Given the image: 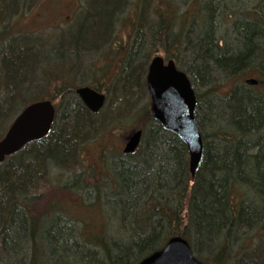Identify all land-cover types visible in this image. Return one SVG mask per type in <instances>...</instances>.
I'll list each match as a JSON object with an SVG mask.
<instances>
[{"label": "trees", "instance_id": "obj_1", "mask_svg": "<svg viewBox=\"0 0 264 264\" xmlns=\"http://www.w3.org/2000/svg\"><path fill=\"white\" fill-rule=\"evenodd\" d=\"M212 2L207 1V10L198 5L202 15L195 20H200V28L193 37L184 38V29L175 15L166 13L171 6H175L173 1H169L165 13L159 15L154 36L156 43L166 46L169 51L175 50L168 53V58L177 60L190 75L195 87L198 81L210 85L206 81L208 75L223 80L237 79L221 96L217 112L211 111L206 117L203 110L208 103L204 105L203 94L196 88L199 98L197 121L205 140L204 158L196 175L192 176L189 170L186 144L155 121L149 110H143L150 122L135 161L131 165L122 162L116 167L117 161L124 160L123 155L117 154L114 169L108 167L107 171L97 173L98 165L94 168L95 175L106 174V181H114L110 186L120 184L112 192L115 198L112 214H105V205L111 203L110 187L106 190L110 195L108 200L103 197L106 204L99 199L100 191L89 205L85 204L87 212L93 215L95 213L90 207L99 204L104 215L97 219L100 229L87 239L80 241L77 238L78 241H75L71 227L66 224L52 225L47 233L51 234L53 247L64 252L71 251L58 257L49 255L43 244L46 238L41 235L44 232L41 223L45 215H33V223H28L22 213L28 215L31 212L38 183L44 180L43 173L46 175L47 170L49 172L52 160L63 164L64 170L81 165L89 134L94 133L97 124L90 120L89 109L77 96L78 87L70 85L71 74L66 73L64 77L61 71L62 75H59L56 64L63 61L72 63L71 60L80 56L83 50H91L105 39L110 30L111 12L104 8L113 9L121 0H102L98 3L95 8L100 11L87 19L85 32L78 37L72 35L71 43L64 48L54 45L57 43H48V48L44 49L43 44L31 35L13 34L8 28L10 19L3 27L0 25L1 77L6 87L15 88V93L10 91L8 94L18 98L10 111H4L7 108L5 99L0 103V140L9 128V122L4 126L5 120L15 119L16 105L21 104L24 109L45 98L55 101L57 95L62 100L57 106L58 117L51 134L42 141L28 144L0 164V264H138L161 249L168 239L178 235L190 241L196 257L203 262L264 264V133L257 134L252 147L241 149L252 141L249 132L259 130L260 125L264 127V93L259 92L256 97L244 94L242 82L237 78L253 70L252 61L264 53V18L255 12L249 16L251 12H248L244 19L234 18L230 33H221L214 24V17L218 8L228 4L226 0ZM17 6V0H0V24L1 17ZM104 46L110 50L113 43H105ZM184 52L190 54L186 59ZM40 69V77L33 83V75ZM49 73L50 81L57 80L63 84L54 96L43 95V90H39L44 81H48L46 76ZM125 74L127 78L120 81L116 93L120 102L119 109H114L115 114L129 107L134 92L140 88L137 70L127 69ZM23 87L26 89L20 92ZM92 87L99 88L93 84ZM221 117H226L231 123H225L220 120ZM99 129L96 137L106 135L102 151H108V147L115 148L117 142L112 140L115 132H111L105 124L99 125ZM212 137L220 140L214 143ZM47 152H55L53 157L56 159L48 156L43 163ZM137 152L131 156L137 155ZM101 156L98 159L100 162L107 158L105 154ZM57 157H66V162ZM123 195L127 196L124 198ZM60 205L52 204L55 208L50 220L52 223L59 216L54 217V213L61 212ZM110 223L117 224L114 232L120 230L118 237L113 236L114 232L112 235L108 233ZM27 224H31L32 230L40 232L32 238V245L27 244L30 233ZM79 235H83L82 228ZM94 247L98 248L99 257L92 254ZM27 253L29 257L26 258ZM70 257H74L73 261Z\"/></svg>", "mask_w": 264, "mask_h": 264}, {"label": "rangeland", "instance_id": "obj_2", "mask_svg": "<svg viewBox=\"0 0 264 264\" xmlns=\"http://www.w3.org/2000/svg\"><path fill=\"white\" fill-rule=\"evenodd\" d=\"M124 1L126 2L123 3L125 4L123 13L120 15V19H118V13L117 19L115 20V34L112 36V40L110 41L113 43V47H110V50H108L109 47H102L103 45H101L100 47H94V50L89 49V52H92L89 53L91 54L90 56L81 54V64H79V69L78 71L77 69L73 71L75 73L77 72L76 74L77 77H79V80L77 79L78 81H74L70 84L72 87H79L80 85H84V83H90L97 85L100 90L107 92V103L102 111V114L98 115V120H100V124H105L106 127H110L111 132H115V138L112 140L115 141L114 143H119H116V147L113 149L108 147V152L106 154L107 158H103V163L102 159L101 162L98 159H100L101 155L103 156L104 151L102 150L105 145L103 142L106 135L96 137L98 133L89 134V142L85 147L83 158L81 159V165L71 169L65 168L59 176H57L56 173L61 169L58 167H55L54 169L52 168L47 174V177H45L46 179L38 183L39 188L34 193L35 196L32 199L33 211L36 214L44 212L46 216L49 215V209L53 203L61 204L59 207L61 208L62 213L64 212L70 218L75 217L77 219L78 232H80L82 228L84 239H87L86 237L100 229L101 224L99 225L97 219L102 216L99 204V206L96 205L94 207H90L95 215H93L90 211L87 212V206H85V204L89 205L95 198V195H99V191L101 194L99 199H102L101 203L106 204L103 197L108 200V196L110 195H107L106 190L111 187V203L109 202L107 205L110 210H113L112 205L115 203V198L112 196V192L116 191L120 185L119 184L117 187L110 186L114 181H106V174L95 175L94 168L98 165V167H96L97 173L107 171L108 167L114 169V163L116 162L115 157H117V154L121 156L123 155L122 157L125 159L127 158V161H134L138 157V152L137 155L131 156L124 155L121 151L126 137L134 130L141 128L143 129L144 134L147 132V127L150 121L143 110H149L150 112V97L147 92L145 81L149 62L156 55H162L168 58L170 57V54L168 53L175 51L174 49L169 51L166 46L155 42L154 36L156 35L159 23V15L165 13L166 4L169 1H173L175 6H171L169 11L166 13L175 15L177 21L180 22V27L184 29V31L191 33V35H195L197 30L200 28V20H195V18L202 15L200 12L201 9L207 10L206 3L208 0H135L133 4L131 0ZM212 1L216 3L217 0ZM25 2V4L23 1L19 4V6H17V11L8 21L9 23L7 22L9 24L8 28L13 34H26L33 36L32 38L38 39L41 42V45L43 44L44 49H46L49 46L48 43H57L54 45H58L59 48H64L71 43L72 35L75 37H78V34L82 35L85 32L83 29L87 27V19L92 17L91 15L95 14L99 10L95 7L98 3H101L102 0H29ZM87 3H89L88 9L86 5ZM225 3L228 4V6H224L222 9L218 8L214 17V24L221 33H230V30L233 27V20L238 16V10H243V12H241L243 15H249L248 12H251L249 15L251 16L252 13L255 12L264 18L263 0H243V2L239 3H236L233 0H226ZM84 4L85 8L83 7ZM90 4H93L94 6ZM198 5L202 8L199 9ZM91 6H93V9ZM81 7L83 8L81 9ZM120 7L121 5L119 4L114 7V9L120 11ZM111 9L112 8H104L105 11H111ZM185 14H187V16H185ZM7 23H2L3 25H0L4 26ZM175 31H177V26ZM116 47H119V50H116ZM165 48L167 50H165ZM61 50L66 53V50ZM83 52L85 53L86 51L83 50ZM188 54L189 53L184 52L183 55L185 59ZM257 59V64L264 63V53L260 54ZM66 63L67 61H63L62 63L58 62L56 64V68L60 70V73L63 71L64 77H66L67 73ZM127 69H133L139 72L140 88L134 92L135 94L132 97V102L129 107L126 109L122 108V113L115 114L114 109L117 108L119 105L118 103L120 102L116 93L120 88L119 84L125 79L124 75ZM46 71L47 70L43 68V72L46 73ZM2 73L3 72L0 70V103H2L3 99H5L4 102L7 104V108L4 109V111L6 112L11 108L12 104H14L11 100V95L16 91L15 88L6 87V85H4V81L1 77ZM40 74L41 69L37 70L36 74L33 75V83L39 79ZM50 76L51 75L49 73V75L46 76L48 81H44L43 86L39 90H43V95L46 94L54 96L56 95L58 89L60 90L63 88V84L57 80L50 81ZM253 77L264 80V67L259 70L254 68L245 76L241 75L237 78H239V81L242 82V79H249ZM236 81V78L231 80L222 79V81L210 85L205 84V82L202 83L198 81L196 88L204 96H207L204 98L205 100L208 99L209 96H214L218 99L223 95L222 93L227 91L228 87H231ZM143 82H145V89ZM31 88H33V86L29 89ZM24 89L26 88L23 87L20 92L24 91ZM260 89L264 92V85H262L258 90L260 91ZM10 91L12 92L11 95L8 94ZM36 93H38V90ZM61 101V97L57 95L54 101L56 105L58 106ZM20 106L21 104H18L14 108L15 111L13 115L15 117L22 109V106ZM118 109L119 108L116 110ZM109 112H111V114H108ZM112 115L117 116L113 117ZM12 121L5 120L6 123L4 126H6L9 122V127ZM101 143L103 144L101 145ZM111 168L109 169V172ZM76 171H83V174L80 179H78V183L74 184L70 181V172ZM64 180H67L66 183L69 185L63 184L62 182ZM98 181L100 183H96ZM91 182H95L98 186L97 191H94V193H90L89 191L93 188L88 189L85 187L88 184L92 185ZM51 224L52 222L44 220L41 223V226L46 231ZM116 225L117 224L110 223V229L116 228ZM116 231L114 232V237H118L119 233L121 234V232H119L120 230ZM70 258L72 259V257ZM89 258H91V255H89Z\"/></svg>", "mask_w": 264, "mask_h": 264}, {"label": "water", "instance_id": "obj_3", "mask_svg": "<svg viewBox=\"0 0 264 264\" xmlns=\"http://www.w3.org/2000/svg\"><path fill=\"white\" fill-rule=\"evenodd\" d=\"M249 83H255L252 80ZM147 86L151 96V114L164 129L178 135L187 145L192 176L203 160L204 139L196 120L197 97L192 82L173 60L154 58L149 66ZM83 103L93 112L105 104L106 96L88 86L77 89ZM56 119V107L50 100L37 101L24 108L0 141V163L33 141L45 138ZM143 131H134L126 140L124 153H134L141 144ZM138 264H208L195 257L183 236H175L165 246Z\"/></svg>", "mask_w": 264, "mask_h": 264}, {"label": "bare ground", "instance_id": "obj_4", "mask_svg": "<svg viewBox=\"0 0 264 264\" xmlns=\"http://www.w3.org/2000/svg\"><path fill=\"white\" fill-rule=\"evenodd\" d=\"M24 1V4L26 3L25 1H29V0H17V3H18V6H19V4H21L22 2ZM132 1V4H133V2L135 1V0H131ZM209 1V0H208ZM124 2H126V1H124V0H121V3H120V5H121V7H120V11H117V10H115L114 8L113 9H111V13H110V19H111V24H110V30H109V33H108V35L105 37V39H102L99 43H98V45L97 46H95V47H99V46H101V45H104L105 43H109L111 40H112V36L115 34L114 33V31H115V28H114V25H115V20L117 19V16H118V13H119V16H118V19H120V15H122V13H123V10H124V8H125V4H123ZM89 3H87L86 5H87V9H88V5ZM90 5H93V4H90ZM84 8H85V4H84V6H83ZM17 9L18 8H16L15 10H12L9 14H7L6 16H2L1 17V24L3 23H5V21L6 20H8V19H11L12 17H13V15L15 14V12L17 11ZM86 9V10H87ZM232 12H234V11H232ZM238 12V19H244V15L243 14H241V12H243V10H241V11H237ZM127 13V12H126ZM125 14V13H124ZM94 14H92L91 16H93ZM2 24V25H3ZM3 27V26H2ZM2 27L0 28V32L2 31ZM175 27H176V25L174 26V29H175ZM183 36H184V38H188V36H189V38H191V37H193L194 36V34L193 35H191V33H188L187 31H184L183 32ZM91 50H94V48L93 49H91ZM89 53H92V52H89V50H87L85 53L83 52V53H81V54H83V55H87V56H90L91 54H89ZM81 54H80V56H81ZM80 56H75V58L73 59V60H71L72 61V63H70V64H67V67H66V71H67V74H71V78H69L70 79V81L73 83L74 81H78L79 80V77H77V72L75 73V72H73L75 69H77V71H78V69H79V64H81V57ZM158 56H160V57H162V55H156V56H154L151 60H150V62H149V65L151 64V62H152V60L154 59V58H156V57H158ZM130 57V56H129ZM132 58V57H131ZM128 59H130V58H128ZM128 61V60H127ZM126 61V62H127ZM165 61V60H164ZM258 61V59H256V57L254 58V60L252 61V64H253V66H252V69H257V70H259V69H262L263 67H264V63H259V64H257L256 62ZM129 62V61H128ZM126 64V63H125ZM248 73V72H247ZM247 73H245L244 74V76L247 74ZM59 75H62V72L60 73V70H59ZM211 76V75H210ZM209 75L208 76H206V81L208 82V83H210V84H213V83H216V82H219V81H222V78H219V77H210ZM61 77H59V78H55V79H60ZM124 78H127V76H126V74L124 75ZM78 79V80H77ZM249 80H252V81H254L255 83H249L248 81ZM140 84V83H139ZM244 84V85H243ZM262 85H264V80H262V79H260V78H256V77H253V78H247V79H242V84H241V88H243L242 89V92L244 93V94H252V95H254L255 97L257 96L256 94L257 93H259V92H261V94L262 93H264L261 89H260V91L258 90ZM84 86H88V87H91V88H93V89H96V88H94V87H92V84H90V83H88V84H86V83H84V85H82V86H79L78 88H80V87H84ZM77 88V89H78ZM77 89H76V94H77ZM245 89V90H244ZM96 90H98V91H101V92H104L103 90H100L99 88H97ZM256 92V93H255ZM104 93H107V92H104ZM223 94V93H222ZM108 95V94H107ZM77 96L80 98V96L77 94ZM220 96V95H219ZM205 97H207V96H204L203 95V100L205 101V103H204V105L206 104V103H208L207 105H206V108H204V110H203V116L204 117H206V116H208L209 115V113L212 111V112H217V108L219 107V103L218 102H220L222 99H221V96L218 98V99H216L214 96H209V98L208 99H204ZM15 99L16 100H18V98L17 97H12V101L13 102H15ZM81 99V98H80ZM107 99H108V96H107ZM211 100V101H210ZM81 101H82V99H81ZM208 101H210V102H208ZM83 102V101H82ZM84 104V103H83ZM85 105V104H84ZM105 105L106 104H104V106L98 111V112H93L92 110H90L86 105V107H87V109H89V111H88V116H89V118H90V120H92V122L93 123H96L97 124V127H96V129H95V131H94V133H98V132H100V129H99V124H100V120H98V115H100L101 114V111H103V109L105 108ZM9 111H10V109H9ZM108 114H111V112H109ZM113 117H115V116H117V115H112ZM57 117H58V113L56 114V119H57ZM112 117V118H113ZM61 119H62V117H61ZM220 120H222V121H224L225 123H231L230 121H229V119H227L226 117H221L220 118ZM263 124H264V122H263ZM100 125H102V124H100ZM54 126H55V124L53 125V127H52V130L54 129ZM52 130H51V132H52ZM51 132L45 137V138H47L50 134H51ZM264 133V127H262L261 128V125L259 126V130H257V131H253L252 133L251 132H249L248 133V135L250 134V138H251V142H248L247 144H244V147L243 148H241L242 150H247V149H249L250 147H252L255 143H256V141H255V138L257 139L258 138V133ZM45 138H43V139H41V140H38V141H33V142H39V141H42V140H44ZM212 139H213V137H212ZM220 139L219 138H214L213 139V141H214V143H217L218 141H219ZM33 142H31V143H33ZM249 143H251V144H249ZM253 143V144H252ZM241 150V151H242ZM259 151V150H258ZM107 152L108 151H106V150H104V152H103V154H107ZM258 153V152H257ZM48 156H56V153L54 152H47V153H45V155H44V157H45V159H44V161H43V163H46V158L48 157ZM52 157H50V158H52ZM54 159H56L55 157H53ZM52 158V159H53ZM58 158V157H57ZM66 158V157H65ZM59 159L60 161H62L63 163H65L66 162V159ZM124 160H120V161H117L116 162V167H117V165L119 164L120 165V163H125V164H127V165H131L134 161H127V158L125 159V158H123ZM5 161L6 160H4V161H2L0 164H3V163H5ZM62 165L63 164H61V163H56L54 160H52V163L50 164V169H49V171L53 168H55V167H58L59 169H61V170H58L57 171V173H56V175L57 176H59L63 171H64V168L62 167ZM65 165V164H64ZM49 172H48V170H47V174H48ZM47 174L45 175L44 173H43V176H44V179H46L45 177H47ZM70 178H71V183H78V179H80V177L82 176V174H83V171H81V172H70ZM67 182V180H64L62 183L63 184H68V183H66ZM92 183V185H90V184H88V185H86L85 187L86 188H93V189H91V190H89L90 191V193H94V191H97V184L96 183H100L99 181L98 182H91ZM69 185V184H68ZM123 193H124V195H125V191H123ZM123 195V197L125 198L126 196H124ZM96 196V195H95ZM94 200V199H93ZM92 200V201H93ZM105 214H112V210H110V208H109V206L106 204L105 205ZM54 210H55V208H54V206H52L51 205V207H50V209H49V212H47V213H49V215L48 216H46V214H44V212L43 213H41V214H36L34 211H33V209L31 210V212L27 215V214H25V212L24 213H22V211H21V213L24 215V218H25V220L28 222V221H31V218L33 217V215H35V216H44V217H46V218H44L45 220H47V221H50L52 218H53V212H54ZM55 215H59L55 220H54V222L51 224V226L52 225H56V226H59V225H61V224H66V225H68L69 227H71V229H72V233H73V238H74V240L75 241H78L77 240V238H79L80 239V241H83V239H84V235H82V237L79 235V233H78V224H77V219L75 218V217H69V216H67V214H65V213H62V212H56V213H54V217H55ZM104 215H103V213H102V217H103ZM52 217V218H51ZM101 217V216H100ZM101 217V218H102ZM32 222V221H31ZM50 222H52V221H50ZM28 223H30V222H28ZM33 223V222H32ZM28 225V229H29V231H30V233H29V237H28V240H27V244L28 245H32V243H33V240H32V238H35L40 232L39 231H37V230H32L31 229V227H30V225L29 224H27ZM50 226V227H51ZM49 227V228H50ZM48 228V229H49ZM48 232V230H44V232H42L41 233V235H43L44 237H46V239L45 240H43V244L45 245V250H47V253L49 254V255H51V256H54V257H58V256H61V255H67V254H70L71 253V251L69 250L68 252H64V251H62V250H58V249H56V248H54L53 247V244H52V242H51V239H50V235L47 233ZM113 232H114V228H111V230L109 231V234H113ZM78 234V235H77ZM107 238H108V235L106 236ZM96 253H98V254H96ZM92 254L94 255V257H97V256H100V254H99V250H98V248L97 247H94L93 248V250H92ZM27 257H29V253H27L26 254V258ZM73 258L74 257H72V261H73Z\"/></svg>", "mask_w": 264, "mask_h": 264}]
</instances>
